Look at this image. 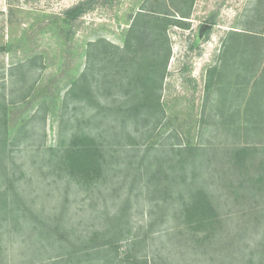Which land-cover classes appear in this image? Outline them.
Here are the masks:
<instances>
[{"label": "rangeland", "instance_id": "rangeland-1", "mask_svg": "<svg viewBox=\"0 0 264 264\" xmlns=\"http://www.w3.org/2000/svg\"><path fill=\"white\" fill-rule=\"evenodd\" d=\"M82 1L0 0V170L5 167L12 170L15 165L17 175L22 176L19 184L25 189L29 204L38 211L34 217L28 214L25 218L9 220L3 234L1 263L76 264L77 261L67 262V257H63L69 240L75 243L71 247L74 251L81 247L76 239L79 236H88L92 231L107 232L106 220L115 217L124 204L131 206L128 208L133 222L130 236L138 241L137 246L132 244L133 239L116 246L117 253L124 258L131 254L162 264H253L262 258L258 247L262 249L264 244L263 202L257 197L255 201L235 200L233 193L223 192L220 187L217 192L222 198L216 201L221 226L207 239L204 237L208 231L193 233L184 227L181 216L184 201L180 197L167 199L165 193H149L144 189L143 181L150 175L145 174V167H149L158 154L155 150L147 151L152 141L148 144L138 141L140 145L120 148L111 140L105 165L107 173H104L107 188L103 186L100 192L98 187L91 191L75 187L74 182L67 184L70 178L61 171L63 152L60 150L58 156L57 150L63 141H71L74 132L78 129L80 132L82 114L87 108L74 101L66 110L65 96L69 82L86 70L87 50L96 42L101 52L114 56L117 48L124 46L125 35L145 4L160 15L168 14L170 20L182 18L181 12L187 10L179 0H92L93 7L71 29L64 22L65 13ZM190 10L188 18L183 19L184 27L168 26L172 52L163 87L167 116L165 124L155 131L151 129L154 133L150 140H154L155 145L156 141L182 147L204 146L201 157H196L194 173H198L195 174L198 180L208 182L212 188L219 185L217 169L227 171L231 167L225 164L223 152L233 149L235 140H244L237 133L233 136L226 133L224 123L238 126L246 120L244 108H240V102L234 97L239 90L233 88L230 93L221 90L224 96L219 91L237 81L238 66L246 67V61L256 59L254 56L251 60L246 59L247 56L242 59V54H235L244 47L236 49L230 57L226 43L230 41L236 47L241 37L238 32L245 31L256 35L257 41L260 40L257 46L264 51V0H194ZM246 43L243 41L242 45ZM222 59L229 62L228 67L219 77L215 76L218 84L209 90L208 77ZM93 65L95 68L87 73L106 98L107 89L117 90L116 83H125L128 87L125 78L122 80L112 74L113 70L106 68V63L95 58ZM75 105L80 122L75 121L71 110ZM107 137L97 135L101 142ZM2 139L7 140V149L3 148ZM140 164L144 174L141 177L137 173ZM153 166L157 169L158 165L155 162ZM180 168L182 166L177 167L174 174L179 173L181 183L169 180V184L172 182L187 194L189 187L197 185L189 178L190 174L183 177ZM174 174L169 173L172 179L178 178ZM169 184L167 187L172 189ZM158 205L162 213L151 218L149 212H156ZM259 209L263 210V215L258 214ZM45 225L47 234L52 233L50 226H53L55 231L51 237L39 234ZM211 238L212 244H209ZM101 261L96 264H109L108 259Z\"/></svg>", "mask_w": 264, "mask_h": 264}, {"label": "trees", "instance_id": "trees-1", "mask_svg": "<svg viewBox=\"0 0 264 264\" xmlns=\"http://www.w3.org/2000/svg\"><path fill=\"white\" fill-rule=\"evenodd\" d=\"M179 1L187 10L181 12L184 15L182 18H175L174 21L167 18L168 14L160 15L155 11V8L151 9L148 4H145L144 8H141L135 16L126 33L127 39L124 40V46L121 49L117 48L119 53H114V56L107 51L101 52L100 45L96 42L87 50L86 70L69 82L65 103L66 110L70 109L71 102L81 103V107L87 108V112L82 115L88 117L85 119L82 116L84 119L80 122L81 118L77 116L78 107L75 105L71 109L75 121L80 122V132H78L79 129L74 132L69 143L62 140V147L58 148L57 155L60 154V150L61 153L63 152L60 163L64 165L61 171L70 178L67 180V184L74 182L75 187L91 191L98 187L100 192L103 186L107 188L104 173H107L105 165L107 164V155L110 154L111 140L120 148L140 145L141 142L138 141H143L145 144L152 141L148 144L147 151L155 150L158 154L154 162H151L149 167H145V174L149 173L150 175L146 182L143 181L146 183L144 189H148L149 193L150 191L165 193L167 199L176 200L180 197L184 201L181 211L184 227L193 233L208 231L209 234L204 237L207 239L211 233L214 234L219 229L222 223L220 207L216 201V199L222 198L217 192L220 187L223 188L221 190L223 192L228 191L231 195L233 193L235 200L241 198L246 201H255V197H257L264 204V149L260 151L261 148H264V51L257 46V42L260 40L257 41L256 35L248 34L245 31L244 33L238 32L237 35L241 37L238 38L239 44L236 47L230 41L226 43L225 48L230 52V57L234 55L236 49L244 47L243 51L238 50L235 54H242V59L244 56H247L248 60L253 58L251 56L256 59L253 62L246 61V67L245 65L238 66L237 81L219 91L224 96L225 92L221 90H227V93H230L233 88L239 90L240 93L238 92L234 97L236 96L240 102V108H244V117L247 121L239 123L238 126L237 123H224L226 133H230L232 136L237 133V136H242L244 140H235L237 143L234 144L233 149L227 148L225 152L222 151L225 155L223 157L225 164L228 167L231 165V167L227 168V171L217 169L219 185L211 188L208 182H201L197 179L195 174L198 173H194L196 157H201L205 150L204 146H200V148L193 144H187L186 147L171 144L168 146L166 143L158 144L156 141L157 145H155L154 140H150L154 131L165 124L163 121L167 116V109L163 102V87L172 52L168 26L180 24L184 27L186 23L183 19H187V16L191 14L190 8L194 3V0ZM92 7V0L82 1L65 13V24L72 29L84 13ZM251 39L256 40L251 41ZM243 41L248 43L243 46ZM250 50L253 51V54L249 52ZM95 58L106 63L105 67L113 70L112 74H117L122 77V80L125 78L128 87H125V83L118 82L115 85L118 91L107 89L106 93L109 96L106 98L99 85L91 79L89 72L87 73V70L92 71L95 68L93 65ZM220 62L219 67L212 69L210 77H208L207 87L209 90L212 89V85L218 84L219 79L214 80L215 76L218 74L219 77L222 70L228 67L229 62L226 59H222ZM117 68L120 70L118 71ZM130 102L133 104L130 105ZM249 117L250 120H248ZM83 125L84 128H82ZM152 128L154 129L153 133H151ZM99 130H101L100 133ZM96 132H98V137L108 135L107 139L101 142L97 135L93 134ZM110 132L111 135H109ZM1 141L3 148L7 149V140L2 139ZM256 158L260 160L255 161ZM208 161L209 159H207ZM155 162L158 165L157 169L153 168ZM14 166L12 170L9 167L0 170V251L3 248V234L9 220L15 217L17 219L25 218L28 214L34 217L38 212L35 207L30 206L27 193L19 184L22 176L17 175L18 169L15 167L14 170ZM180 166H182L180 168L181 175L186 177L190 174L189 178L197 185L196 188L189 187L187 194L176 188L172 182L169 184V180H173V183L176 181L178 184L181 183L179 173L174 174L178 171L177 167ZM140 170L141 164L137 168V173L141 177L143 173ZM169 173L178 176V178L173 177L172 179ZM203 174L202 172L201 176ZM168 184L173 186L172 189L167 187ZM133 191L130 189V192ZM129 207L131 206L124 204L115 217H108L106 220L108 225L105 229L107 232L92 231V234L88 236L82 235L76 238L81 247L75 248L74 251L71 247L75 243L73 240H69V247L64 248L65 255L63 257H67L65 260L67 262L77 261L76 264L83 262L92 264V260H95L96 264L101 259H108L109 264H162L156 262L155 259L150 262L146 257L138 256L139 258H136L131 254H127L124 258L117 253L118 247L116 246L120 242L127 244L130 239H133L132 244L137 246L136 238L130 236L133 233L130 227L133 222L132 219L131 221L129 219ZM262 211L259 209L258 214L263 215ZM158 212L162 213L161 205H158L156 212H149L150 217L152 218V215ZM47 227L45 225L46 230L43 228L39 234L46 235L49 232ZM50 229L53 231L47 235L51 237L55 230L52 225ZM262 239L264 241V234ZM211 241L212 238L209 244H212ZM260 243L258 246L261 245ZM259 247L258 253H261L262 258L256 259L253 264H264V244L262 249ZM130 250L134 251L132 248ZM77 257L81 260H77Z\"/></svg>", "mask_w": 264, "mask_h": 264}]
</instances>
